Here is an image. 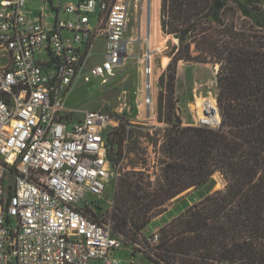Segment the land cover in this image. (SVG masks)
I'll return each mask as SVG.
<instances>
[{
    "label": "built area",
    "instance_id": "obj_1",
    "mask_svg": "<svg viewBox=\"0 0 264 264\" xmlns=\"http://www.w3.org/2000/svg\"><path fill=\"white\" fill-rule=\"evenodd\" d=\"M31 1L0 4V264H122L114 251L123 241L112 237L110 219L86 212L120 175L103 137L119 119L101 110L75 119L64 103L78 81L116 77L133 45L131 0H40L35 12ZM97 40L103 59L89 66ZM147 55L140 103L150 121ZM199 111L193 126H219L214 96ZM159 238V231L139 236L149 254Z\"/></svg>",
    "mask_w": 264,
    "mask_h": 264
},
{
    "label": "trees",
    "instance_id": "obj_2",
    "mask_svg": "<svg viewBox=\"0 0 264 264\" xmlns=\"http://www.w3.org/2000/svg\"><path fill=\"white\" fill-rule=\"evenodd\" d=\"M160 28L176 41L157 101V121L166 126L150 131L116 117L118 126L103 135L109 161L122 172L109 216L112 237L140 245L167 202L218 173L225 187L163 225L148 258L154 264H264V1L160 0ZM179 61L218 66L217 128L173 119ZM143 138L160 170L154 182L144 173Z\"/></svg>",
    "mask_w": 264,
    "mask_h": 264
},
{
    "label": "rangeland",
    "instance_id": "obj_3",
    "mask_svg": "<svg viewBox=\"0 0 264 264\" xmlns=\"http://www.w3.org/2000/svg\"><path fill=\"white\" fill-rule=\"evenodd\" d=\"M4 0H0L2 4ZM48 0H46L47 2ZM57 4V0H51ZM67 0H62L64 3ZM264 0H260L263 2ZM37 3L35 2V6ZM144 0H131L129 5V23L127 27L126 37L133 40L132 50L128 57L125 58L122 66L117 70L115 78L111 79L107 84H103L101 79L92 78L86 83L82 80L78 81L70 90L66 100L65 108L72 112L75 119L83 118L84 114L90 110H101L111 114L113 117L128 120L134 126H150L158 129H163L166 125L157 121V101L161 90L160 79L166 72V67L170 62L169 55L173 53V47L176 41L171 36H166L160 28V0L156 11V16L159 21V31L153 34L152 44L153 49L151 57L152 68V95L154 97V106L151 113L153 117L150 121L145 120L148 112L144 111L143 105L140 103L144 94V77L141 74L142 64L140 59L144 53H147V47L141 40L142 32L140 27L144 20L146 9ZM157 50V51H156ZM104 51L103 41L97 40L95 43V56L88 61L89 66H94L102 62V56L99 55ZM168 58V63L165 68L161 67L163 58ZM175 77V98L176 102L175 118H179L183 126H193L194 118H196V110L198 109L199 116L201 115L200 107L202 106L203 98H216V70L211 64L193 63L186 64L179 61L176 66ZM167 99V98H166ZM166 104V100L165 103ZM192 105V106H191ZM140 115V116H139ZM167 116V111L164 110L163 117ZM152 123L153 125H149ZM159 135L161 133L159 132ZM152 137V135H151ZM158 144L161 142V136H157ZM142 147L146 148V154L149 156L146 164L145 176L150 182H154L160 178V170L155 160L153 146L148 143L146 138L141 139ZM133 158V155L129 156ZM127 161L124 162L126 164ZM122 172L118 178L111 182L106 191L100 198H92L91 214L98 217L102 222L109 219L112 212L113 196L117 182L121 178ZM146 180V181H147ZM225 187V181L222 176L215 173L207 184L197 188L189 189L174 199L166 203L163 213L155 216L143 231L144 236H149L165 225L172 218L176 217L180 212L194 203L199 202L207 195L222 190ZM89 200V199H88ZM94 206H97L96 208ZM90 214V215H91ZM142 243V242H141ZM123 247L114 251V256L122 261V264H154L145 251V245L142 243L136 247L129 246V241L123 238Z\"/></svg>",
    "mask_w": 264,
    "mask_h": 264
},
{
    "label": "bare ground",
    "instance_id": "obj_4",
    "mask_svg": "<svg viewBox=\"0 0 264 264\" xmlns=\"http://www.w3.org/2000/svg\"><path fill=\"white\" fill-rule=\"evenodd\" d=\"M146 4L147 5H146L145 13H144L145 17H144L143 23L140 27V31L142 32L141 40H142V42H144L146 44L147 53H148L147 57L150 59V65H151L152 53L155 50V49H153L152 37H153V34H156L159 31V21H158V18L156 16V11H157V8L159 5V0H147ZM167 63H168V58H166V57L163 58L161 61V67L165 68ZM149 83L152 87V85H153L152 75L149 78ZM203 101H204V98H203ZM195 105L196 104H194V106L191 105L192 110H196ZM217 118H218V121L220 122L219 114H218Z\"/></svg>",
    "mask_w": 264,
    "mask_h": 264
},
{
    "label": "crops",
    "instance_id": "obj_5",
    "mask_svg": "<svg viewBox=\"0 0 264 264\" xmlns=\"http://www.w3.org/2000/svg\"><path fill=\"white\" fill-rule=\"evenodd\" d=\"M67 1H72V0H67ZM65 1V2H67ZM35 2L37 3V5L35 6ZM60 2L62 3V0H60ZM40 5V0H32L31 3L29 4V9L33 12H35L37 10V7ZM140 116V115H139ZM181 213V212H180ZM179 213V214H180ZM177 216V215H176Z\"/></svg>",
    "mask_w": 264,
    "mask_h": 264
},
{
    "label": "water",
    "instance_id": "obj_6",
    "mask_svg": "<svg viewBox=\"0 0 264 264\" xmlns=\"http://www.w3.org/2000/svg\"><path fill=\"white\" fill-rule=\"evenodd\" d=\"M213 68L217 71L218 70V66H213Z\"/></svg>",
    "mask_w": 264,
    "mask_h": 264
}]
</instances>
